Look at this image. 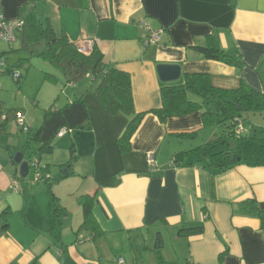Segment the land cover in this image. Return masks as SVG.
Here are the masks:
<instances>
[{"label": "crops", "instance_id": "crops-1", "mask_svg": "<svg viewBox=\"0 0 264 264\" xmlns=\"http://www.w3.org/2000/svg\"><path fill=\"white\" fill-rule=\"evenodd\" d=\"M0 12L30 25L49 20L74 44L97 39L106 65L130 75L135 112L145 114L131 152L123 154L118 139L131 117L108 115L94 96L96 86L80 92L79 84L68 85L65 101L84 98L90 129L57 137L54 149L65 152V162L52 161L67 164L74 146L77 163L51 189L41 181L11 190L13 176L20 175L13 156L24 150L1 136L0 264H264L257 210L264 211V140L256 138L255 125L235 132L242 161L219 172L210 157L230 150L227 128L205 126L201 111L166 122L153 112L163 105L159 64L180 65L181 79L207 74L216 88L233 90L244 81L264 93V0H0ZM150 29L163 31L159 42L149 41ZM210 37L225 53L240 56L243 68L191 49ZM186 151L192 152L184 165H174V156ZM149 153L156 171L148 168ZM55 197L64 214L55 213ZM87 197L96 227L78 232ZM200 225L203 234L180 235Z\"/></svg>", "mask_w": 264, "mask_h": 264}, {"label": "trees", "instance_id": "trees-1", "mask_svg": "<svg viewBox=\"0 0 264 264\" xmlns=\"http://www.w3.org/2000/svg\"><path fill=\"white\" fill-rule=\"evenodd\" d=\"M21 21L23 22L21 28L16 33L17 40L21 38L23 47L25 48L34 44L44 43L45 48L39 56L60 72L65 86L75 85L84 78L97 81L98 84L94 89V96L100 102L105 112L110 116L125 113L131 117L124 134L118 139L121 153H130L132 149V137L139 129L145 116L144 113L138 114L135 112L130 75L123 71L109 68L104 62V55L97 44L89 54L79 52L75 44L69 40L65 33L57 34L54 31L49 20L37 25H30L25 20ZM191 49L209 60L218 61L239 69L244 66V62L240 56L225 53V51L217 46L212 37L208 39L206 45L194 46ZM4 56V53L0 52V76L8 75L17 84H20L25 77L18 69L22 66V62L28 60L23 59L22 61L21 59V63L9 67L6 65ZM16 73L18 74L17 76L15 75ZM45 79L56 84L61 82L60 78L48 72L45 73ZM161 95L163 105L153 112L162 122H166L170 117L185 116L201 111L205 126L217 124L222 128H227L228 133L225 137L229 138H236L235 129L237 127V120L243 122V124L247 122L251 123L250 114L264 113V93L254 90L244 81L241 82L240 87L237 89L216 88L212 85L207 74H185L178 82H161ZM18 113V110L15 108L7 109L3 103H0V135L5 132L11 119H16ZM62 129H66L68 132L90 129L89 110L83 97H78L63 107L52 105L50 108L44 110L41 125L36 129L28 128L26 131V143L36 144L31 151V155L37 156L40 160L42 155L53 153L55 140ZM24 149L25 146L22 150ZM191 152L177 153L173 158V164L182 167L185 158ZM71 153V161L62 166L64 171H66L62 177L52 178V175H50L47 178L46 174L50 173V166L43 168V179L50 189L55 182L58 183L73 174L71 171L73 165L71 163L73 160H77L74 146L71 149ZM210 159L211 166L215 167L219 172H225L242 161L240 155H236L230 150L215 153ZM13 179L25 182L29 178L23 179L19 174H15ZM257 210L264 224V211L259 208ZM55 213L57 215L60 213L64 214V210L61 209L56 197ZM83 217L84 221L78 232L87 230L90 227H96L93 218L92 197H87L84 201ZM203 232L204 227L200 225L181 229L180 235L186 237L198 236L203 234ZM161 245L162 238L159 236L156 248L159 249Z\"/></svg>", "mask_w": 264, "mask_h": 264}, {"label": "rangeland", "instance_id": "rangeland-1", "mask_svg": "<svg viewBox=\"0 0 264 264\" xmlns=\"http://www.w3.org/2000/svg\"><path fill=\"white\" fill-rule=\"evenodd\" d=\"M45 45L44 43L34 44L30 47H23V43L21 38H18L16 42L11 45L1 43L0 52L3 53L6 65L9 67H13L21 63V59H27L28 61L22 62V66L19 67L20 70L24 74V80L21 81L20 84H17L15 80H13L8 75L0 76V100L5 101L7 105V109H13L14 107H19L18 112L27 118L28 122H32L34 124V128L40 125V122L43 119L44 110L50 108L52 105L57 107L65 106L68 101H65L66 93L65 90L67 86L61 79L60 72L54 68L51 64L44 61L39 54L44 50ZM50 73L52 75H56L60 78L61 82L58 84L51 82L45 79V73ZM79 84V88L81 89L80 92H83L86 88L91 89L93 86H96L98 82L91 80L90 78H84L77 82ZM20 87V88H19ZM86 87V88H84ZM83 88V89H82ZM78 97V96H77ZM76 97V98H77ZM194 98V97H191ZM251 115V124L255 125V132L257 135V139L264 140V131L262 132L259 126H264V113L262 114H250ZM4 119V116H3ZM262 124H257V122ZM42 123V122H41ZM223 132L220 131V135ZM7 137V139L11 138V142H15V145L19 146V150H22V147L25 146L24 149V161H31V163L35 161H39L40 171L44 172L42 168H46L50 166L52 171V178H60L64 174V168L62 167L63 164L54 163L52 159L54 158L55 161L61 160L64 161V153L61 150L57 152L54 149V153L42 155L40 160L37 156L31 155V151L36 146L35 143L27 144V132L23 130V127L17 122L16 119H11L8 123L5 132L3 133ZM0 135L1 136L3 135ZM255 136V135H252ZM247 136L244 135V138ZM0 148L3 147L4 140L0 139ZM61 139L57 138L54 143V147L59 143ZM229 145L226 144V148H230V150L234 151L235 154H241V148L238 146V140L229 138L227 141ZM242 143H245L242 142ZM247 144L245 146L244 151H248ZM5 146V145H4ZM262 146V145H261ZM261 148V147H260ZM243 149V147H242ZM255 151L257 150V146L253 148ZM32 156V157H31ZM28 159V160H27ZM71 161V155L69 157V162ZM68 162V163H69ZM77 163L76 160L72 161V165L75 167ZM73 170V169H72ZM34 169H31L33 172ZM20 172V171H19ZM30 177L33 176V173H30ZM78 181V180H75ZM29 187H33V184H29L28 181H25ZM57 183V182H55ZM65 183V182H62ZM39 186V184H37ZM88 234V233H87Z\"/></svg>", "mask_w": 264, "mask_h": 264}, {"label": "built area", "instance_id": "built-area-1", "mask_svg": "<svg viewBox=\"0 0 264 264\" xmlns=\"http://www.w3.org/2000/svg\"><path fill=\"white\" fill-rule=\"evenodd\" d=\"M21 20H7L2 13H0V41H4L6 43H13L17 40L16 38V33L19 28H21L22 25ZM151 32V35L149 37V41L152 43H157L160 41L161 34L163 33L162 30L159 31H152L151 29L149 30ZM98 43V40L95 38H83L79 40L75 46L77 47L78 51L84 54H89L94 46ZM16 76L18 75L17 73L15 74ZM17 122L23 127L24 131L28 130V127L26 126L24 122L23 115L21 113H18L16 116ZM244 131V124L241 121L237 120V127L235 129V132L237 134H241ZM68 131L66 129H62L57 137H62L64 136ZM30 170L33 168L34 171L33 176L30 177L28 176V183L29 184H38L41 181H44L43 179V172L40 171V166H39V161H35L33 163L30 162ZM147 165L150 171H156L157 166L154 158V154L149 153L147 155ZM43 169V168H42ZM46 177H50V174H46ZM24 182H21L17 179H13L11 182V190L14 192H19L22 188Z\"/></svg>", "mask_w": 264, "mask_h": 264}, {"label": "water", "instance_id": "water-1", "mask_svg": "<svg viewBox=\"0 0 264 264\" xmlns=\"http://www.w3.org/2000/svg\"><path fill=\"white\" fill-rule=\"evenodd\" d=\"M157 72L162 83H175L181 80L182 71L181 66L177 64H159ZM13 163L19 166L20 176L26 179L29 175V162L24 161V154L18 152L13 157ZM63 174L66 171H62Z\"/></svg>", "mask_w": 264, "mask_h": 264}, {"label": "clouds", "instance_id": "clouds-1", "mask_svg": "<svg viewBox=\"0 0 264 264\" xmlns=\"http://www.w3.org/2000/svg\"><path fill=\"white\" fill-rule=\"evenodd\" d=\"M29 165H30V163H29ZM30 167V166H29Z\"/></svg>", "mask_w": 264, "mask_h": 264}]
</instances>
